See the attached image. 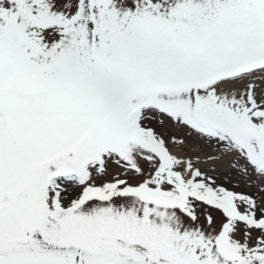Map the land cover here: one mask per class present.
I'll use <instances>...</instances> for the list:
<instances>
[{"label":"snow or ice","instance_id":"obj_1","mask_svg":"<svg viewBox=\"0 0 264 264\" xmlns=\"http://www.w3.org/2000/svg\"><path fill=\"white\" fill-rule=\"evenodd\" d=\"M0 264H264V0H0Z\"/></svg>","mask_w":264,"mask_h":264}]
</instances>
